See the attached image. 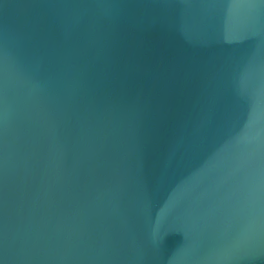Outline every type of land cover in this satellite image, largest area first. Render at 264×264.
Segmentation results:
<instances>
[{"label":"water","instance_id":"95a60500","mask_svg":"<svg viewBox=\"0 0 264 264\" xmlns=\"http://www.w3.org/2000/svg\"><path fill=\"white\" fill-rule=\"evenodd\" d=\"M0 264H264V0H0Z\"/></svg>","mask_w":264,"mask_h":264}]
</instances>
